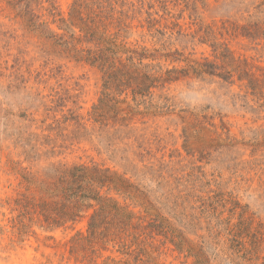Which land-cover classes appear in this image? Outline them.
Listing matches in <instances>:
<instances>
[{
	"label": "rangeland",
	"instance_id": "374dc122",
	"mask_svg": "<svg viewBox=\"0 0 264 264\" xmlns=\"http://www.w3.org/2000/svg\"><path fill=\"white\" fill-rule=\"evenodd\" d=\"M0 264H264V0H0Z\"/></svg>",
	"mask_w": 264,
	"mask_h": 264
},
{
	"label": "trees",
	"instance_id": "16d2710c",
	"mask_svg": "<svg viewBox=\"0 0 264 264\" xmlns=\"http://www.w3.org/2000/svg\"><path fill=\"white\" fill-rule=\"evenodd\" d=\"M211 67H213V65H207V69H208V71H211L210 73H212V74H215L216 72H215V70H209V68H211ZM221 78H223V79H229V76L227 75V74H225V73H220V74H218Z\"/></svg>",
	"mask_w": 264,
	"mask_h": 264
}]
</instances>
